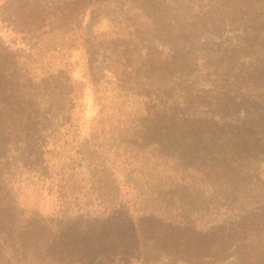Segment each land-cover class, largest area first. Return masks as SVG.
<instances>
[{
    "label": "rangeland",
    "instance_id": "obj_1",
    "mask_svg": "<svg viewBox=\"0 0 264 264\" xmlns=\"http://www.w3.org/2000/svg\"><path fill=\"white\" fill-rule=\"evenodd\" d=\"M245 1L253 5L241 6ZM204 5L157 6L145 4V0H0V64L6 71L0 93V124L5 128L0 133L21 138L15 123L30 120V111L38 108L35 117L43 123V133L57 131L54 141L48 143L46 161L50 166L59 162L72 169L74 151L90 146L86 149L89 159L73 169V178L66 184L68 196L62 202L55 189L48 194L47 185L43 189L27 186L28 177L17 169L13 179L21 184L22 196L16 207L25 216L47 221L79 214L101 217L104 207L91 189V172L107 167V178L119 187L127 173L128 182L148 184L142 191L147 197L152 194L149 201L139 203L136 194L129 196L128 207L139 224L152 217L162 224V231L170 226V212L155 199L153 188L173 180L167 172L186 166L206 172L216 167L264 168V137L259 133L254 137L259 152L225 145L235 139L224 130L217 135V143L213 141L216 136H208L209 150L198 151L189 162L162 149L176 144L175 137L158 139L161 147L133 137L140 132L144 124L140 120L148 109L157 118L199 117L221 125L264 121V5L256 0H212ZM236 50L244 58L257 60L259 67L238 68L230 74L223 67L206 64L210 56L224 66L217 58L231 56ZM168 55L179 62L185 60V71L165 67ZM137 58L142 68L135 62ZM69 106L75 110L72 130L66 124ZM119 146L129 157V172L117 167L120 161L116 167L113 163ZM74 192L80 194L76 197ZM241 216L239 211L218 214L204 228ZM243 259L239 252L217 264H238ZM166 263L167 259L161 262Z\"/></svg>",
    "mask_w": 264,
    "mask_h": 264
},
{
    "label": "trees",
    "instance_id": "obj_2",
    "mask_svg": "<svg viewBox=\"0 0 264 264\" xmlns=\"http://www.w3.org/2000/svg\"><path fill=\"white\" fill-rule=\"evenodd\" d=\"M210 1L212 0H145V4L205 6L204 3L207 5ZM256 2L264 5V0ZM252 5L253 2L245 1L241 6ZM87 27L90 29L91 24ZM173 45L176 48V42ZM217 59L222 60L224 66L210 56L206 64L223 67L230 74L238 68L259 67L257 60L244 58L238 50L231 56ZM135 62L141 63L142 68L140 59H135ZM164 62V66L172 71L178 67L183 72L187 66L185 60L179 62L169 55ZM1 66L0 64V93L6 82V71ZM134 67L136 68V64ZM263 77L264 74L261 78ZM68 109L67 130H72L75 127V123L71 121L74 118V106H69ZM37 110L39 109L29 110L30 120L15 123L22 134L21 138L6 137L0 133V264H161L163 259H167L166 264H217L239 252L244 255V259L238 264H264V168L252 170L216 167L206 172L186 166L181 171L167 172L173 180L153 188L155 199L162 202L170 212V226L162 231L159 230L162 224L152 217L146 219V224H139L128 207L129 196L137 194L135 200L139 203L149 201L152 194L147 197L142 191L148 184L141 186L128 182L130 174L127 173L125 181L119 187L107 178V167L91 172V189L101 198L99 203L104 207L101 217L79 214L65 220L47 221L41 217L25 216L24 210L16 207L22 196L21 184L13 179L18 168L28 177L27 186L43 189L47 185L48 194L55 189L59 194L58 200L62 202L63 197L68 196L66 184L73 178V169H78L82 162L89 159L86 149L90 146L84 145L79 151H74L72 169L69 167L68 170L59 162L50 166L46 161L48 143L54 141L57 131L54 130L52 135L43 133V123L35 117ZM147 111L140 120L144 123L140 132L134 133L133 137L142 141L148 139L151 143L175 137L176 144H167L162 149L167 151V155H175L182 161L189 162L197 156L198 151L209 150L210 139L207 137L216 136L213 141L217 143V135L224 130L229 131L235 140L219 143L220 147L225 143L244 152L260 151L256 149L259 142L254 137L257 133L264 137V121L254 120L241 126L221 125L220 122H207L199 117L157 118L153 110ZM2 127L0 124V132L5 128ZM250 138L253 140L250 141ZM156 146L161 147V144L157 142ZM126 154L119 146L116 154H113V163L116 167L117 160L120 161L117 167L129 172L126 168L129 157ZM57 160L59 161L58 158ZM165 160L166 158L156 161ZM76 162L78 164L74 165ZM21 177L20 174L19 178ZM78 193L80 194L75 193L76 197ZM236 211L243 213L238 220L225 221L205 230L208 220H213L218 214ZM147 243L150 244L149 247ZM38 253L44 255V259L38 258Z\"/></svg>",
    "mask_w": 264,
    "mask_h": 264
}]
</instances>
